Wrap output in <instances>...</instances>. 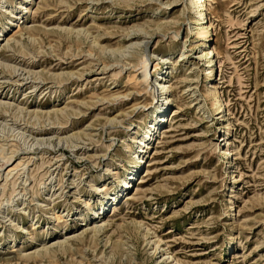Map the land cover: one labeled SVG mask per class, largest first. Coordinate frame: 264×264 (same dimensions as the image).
<instances>
[{
	"label": "rangeland",
	"instance_id": "rangeland-1",
	"mask_svg": "<svg viewBox=\"0 0 264 264\" xmlns=\"http://www.w3.org/2000/svg\"><path fill=\"white\" fill-rule=\"evenodd\" d=\"M23 1L0 0V100L13 103L0 111L1 257L38 250L11 263L163 264L167 252L176 260L168 264H264V0H204L206 40L189 0H30L18 21L34 28L14 34L7 48L16 21L8 12ZM57 26L81 32L75 37ZM143 40L145 56L157 60L150 74L155 63L171 73L165 120L136 153L134 138L157 114L147 90L126 81L140 71L132 67L138 51L125 46ZM208 49L213 60L204 75L208 59L197 56ZM25 68L42 73L40 89L17 75ZM82 69L79 80L54 77ZM18 107L40 114L66 107L69 119L57 130ZM55 133L78 134L83 148L49 147ZM9 145L20 149L16 162L30 160L5 181L1 156L10 155ZM58 180L66 187L60 195ZM95 223L96 234L87 229ZM64 238V248L41 250Z\"/></svg>",
	"mask_w": 264,
	"mask_h": 264
},
{
	"label": "bare ground",
	"instance_id": "bare-ground-1",
	"mask_svg": "<svg viewBox=\"0 0 264 264\" xmlns=\"http://www.w3.org/2000/svg\"><path fill=\"white\" fill-rule=\"evenodd\" d=\"M204 0H189L188 2H189V4L196 10V13H197V15H198V17H197V19H196V22H194L196 25H198L199 26V39L200 40H206L207 39V37H208V28H207V26L204 24L205 22H203V21H201L200 22V20H202L203 18V12H202V6H203V4H202V2H203ZM29 2H30V0H24L22 3H20L19 5H17V6H15L11 11H9L8 12V16H10V17H15V19H16V21H14V24H15V31L14 32H12L13 34H12V36H10V37H8V39L6 40V42H5V44H4V46L5 47H11V45H10V41H13V42H15L16 43V41H15V39H14V34H19L20 35V32H21V30L22 29H26V31H30L31 29H33L32 28V26L33 25H30V26H24V27H21V24L19 25V23L21 22V21H18V20H22V14L23 13H25L27 10H28V7H29ZM44 2V1H43ZM46 3V2H45ZM205 5V4H204ZM1 6V5H0ZM48 6V5H47ZM195 10H194V12H195ZM29 11V10H28ZM196 17V16H195ZM7 21H11V19H9V18H7ZM21 23H23V22H21ZM35 25V24H34ZM210 26V25H209ZM5 25H3V24H1V30H0V37H3L4 38V36H3V31H4V29H5ZM46 27V26H45ZM211 27V26H210ZM57 28L58 29H60V31H61V29L62 30H64V31H66V32H68V33H70V34H75V37H78V35L80 34V32H81V30H74V28L73 29H68V28H62V26L61 27H59V26H57ZM43 29V28H42ZM51 30V29H50ZM33 31V30H32ZM31 31V32H32ZM37 31V30H36ZM55 31V30H54ZM53 31V32H54ZM142 31V30H141ZM35 32V31H34ZM51 32V31H50ZM130 32V31H129ZM126 33V37L128 38L129 37V34L131 33ZM65 33V32H64ZM136 33V32H135ZM145 34V33H144ZM197 36V35H196ZM3 38L1 39L0 38V42L3 40ZM143 38H149V35L147 36V34H145L144 36H143ZM98 40V39H97ZM97 40L96 39H94V41H93V44H95V43H97ZM131 40V39H130ZM146 40V39H145ZM93 44H92V46H93ZM146 46H147V41L146 42H144V40L143 41H141V42H134V43H131V44H129L128 46H125V48H133V49H136L138 52H137V54H135V55H137V62L135 63V64H133L132 65V67H133V69H134V66H137V70L138 71H140V72H138V74H137V76H135V74H132V75H128V79L126 80L128 83H131L132 84V86H138V87H144V90H147V93H149L150 94V96H152V98L154 99V110H156V112H157V114H156V116H155V120H153L152 121V123L150 124V126L149 127H147V129L144 131V134L143 135H141L140 137H139V139H138V137H136V139L134 138V140H135V142H136V144L137 145H139V148H138V151H136V153L137 152H141L142 151V149L143 148H146L147 147V145H148V140L149 139H151V137L157 132V130H158V124H160V123H162L165 119H164V116H162L161 114L163 113V110H164V107L165 106H167L168 105V103H169V99H168V95H167V93H168V88H169V86L170 85H168V82H167V76L171 73L170 71H167L168 69H170V68H166L165 69V71L163 72V71H158V69L156 70V68H157V66H158V63H155L154 64V73H153V75H151L150 74V72H149V70H150V67H151V65L154 63V62H156L157 60L155 59V60H153V61H150V59L148 58V57H146L145 56V53H144V51L146 50ZM98 49H99V51L100 52H103V50H104V47H98ZM124 50V49H123ZM120 51H121V49H120ZM124 51H127V50H124ZM146 52V51H145ZM126 54H127V52H125ZM71 54V53H70ZM69 54V55H70ZM78 52L76 53V54H71L73 57H77L78 56ZM130 55V54H129ZM184 56V55H183ZM212 56H213V52H212V50H210V49H208V50H203L200 54H199V56H197L199 59H201V58H206V59H208V65H207V67H206V69L205 70H203L204 71V75H207V74H209V73H211V66H212V64H210L211 63V59H212ZM61 59V58H60ZM180 59H182V55H180V57L178 58V60H180ZM213 60V59H212ZM160 62H163V63H166V64H169L167 61H159V63ZM103 66H102V70H105L106 69V65L105 64H102ZM88 67V66H87ZM109 67V66H108ZM107 67V68H108ZM149 67V68H148ZM16 68V67H15ZM175 68V67H174ZM149 69V70H148ZM12 70V69H11ZM24 71L22 72V70H21V72L19 73V74H17L18 76H20L21 75V77H24L25 75H26V78H29L30 79V82H29V84H30V88H31V90L32 91H34V90H38V89H40V81H42L41 80V72H35V71H33V70H31L30 68H25V69H23ZM84 70L85 69H82V71L80 70V71H76V72H61L60 74H56V76H54L56 79H58L57 80V83H60L61 81H62V75H65V77L66 78H69V77H71V76H74L77 80H79L80 78H81V76H83V72H84ZM171 70V69H170ZM15 73H17V70L15 69ZM120 71H121V69H118V71L117 72H115L114 74H113V76L115 77L116 75H118V74H120ZM49 73V72H48ZM16 75V76H17ZM48 75V74H47ZM43 77H44V75H43ZM53 77V78H54ZM26 78H22V79H19V80H16V82L17 81H20V80H25ZM48 79V78H47ZM50 79H51V77H50ZM119 79V78H118ZM121 79V78H120ZM42 83V82H41ZM61 84V83H60ZM63 84V83H62ZM210 88H214L213 86L212 87H210ZM136 89V88H135ZM171 89V88H170ZM48 90H49V88H48ZM211 90V89H210ZM31 92V91H30ZM214 92V91H213ZM130 94V93H129ZM120 94L119 93H117V94H109V96L108 97H112V98H114V97H117L118 98V96H119ZM208 96V95H207ZM108 97H106V98H108ZM206 97V96H205ZM102 99V98H101ZM109 99V98H108ZM90 100V99H89ZM92 100V99H91ZM90 100V101H91ZM97 100V99H96ZM116 100V99H115ZM86 101V100H85ZM99 101V100H98ZM97 101V102H98ZM108 101V100H107ZM215 101V103H212L213 105L215 104V105H217V111L215 112V117H216V119H218L219 117L221 118L222 117V115L220 116H218V114L222 111V109L220 108V102H219V100H218V98L216 97V100H214ZM213 101V102H214ZM103 102H104V100H103ZM95 103V102H94ZM79 104V103H78ZM83 104H85L84 102H83ZM212 105V106H213ZM13 107V103L11 102H2L1 100H0V111H8V109H10V108H12ZM69 108V107H68ZM14 109V108H13ZM18 111H26V109H22V108H19L18 107ZM72 109V108H71ZM71 111V110H70ZM20 112V113H21ZM73 112V111H72ZM13 113V112H12ZM26 113L27 114H30L31 116H32V118H34V120L35 119H40L41 117L42 118H44L45 117V119H46V121L48 122V124H54L56 127V129L57 130H59V129H61L62 127H63V123H65V121H67L68 119H69V113L67 112V110H66V107L64 108V109H54L53 111L51 110L50 112H46V113H44V114H40V113H38L37 111L36 112H32V113H30V112H28V111H26ZM51 114L53 115V120H50V117H51ZM71 114V113H70ZM74 114H75V112H74ZM77 114V113H76ZM161 115V116H160ZM19 116V115H18ZM74 117V116H73ZM31 118V119H32ZM115 120H116V118L115 119H109V120H107V122L109 123H113V122H115ZM32 121V120H31ZM106 122V121H105ZM36 124V123H35ZM66 124V123H65ZM53 125V126H54ZM65 127V126H64ZM52 129V128H51ZM64 129V128H63ZM81 133V132H80ZM24 134V133H23ZM56 134V133H55ZM84 134V133H83ZM90 135V134H89ZM85 137H89V136H87L86 134L84 135ZM83 136V137H84ZM22 137V136H21ZM79 137H81V136H78V134H72V135H69V136H67V137H59V134L57 133L56 135H55V137L53 138H44V139H46V143H47V145L49 146V147H51V148H53V149H55L56 147L54 146V142H57V144H61V143H63L64 144V147H66V148H68V149H71V148H73V149H82V148H79V146L76 144V142L74 141V139H76V138H79ZM92 137V136H91ZM23 138V137H22ZM37 140V139H36ZM40 140H41V138H40ZM79 140H81V139H79ZM42 142H43V139L41 140ZM40 141V142H41ZM41 142V144L43 145L44 143H42ZM30 143V142H29ZM28 143V144H29ZM40 145V144H39ZM41 145V146H42ZM43 146H45V144L43 145ZM48 146H47V148H48ZM58 146V145H57ZM29 147V146H28ZM138 147V146H137ZM30 148V147H29ZM31 148H32V146H31ZM31 148L30 149H26V150H31ZM34 148V147H33ZM46 148V147H45ZM46 148V150H48ZM7 149H9V151H11V153H10V155H8L7 157H3V156H1L2 158H5L4 160H6L5 161V163H6V167L3 169V171H6L5 173L3 172V176H4V179H5V181H6V179H7V177L8 176H13L14 174H18V172L19 171H22L23 169H24V166L26 165V163L30 160V158H24L23 159V157H22V159L21 160H19V161H17L16 162V160L18 159V158H16V155H17V151L16 150H20L19 149V147H17L16 145H9L7 148H6V150ZM126 149H129V146H127L126 145ZM131 149V148H130ZM24 150V149H23ZM145 151V150H144ZM229 152L225 149V150H222V154H228ZM3 155V154H2ZM94 155V154H93ZM95 157V156H94ZM137 158H138V156H137ZM111 172V174L114 176V174L116 173V172H114V171H110ZM52 179V178H51ZM51 179H50V181H49V183L51 182ZM61 179V178H60ZM5 181H4V184L3 185H1L3 188H4V185H5ZM60 182V184H59V188H58V190L60 191L59 192V195L63 192V189L64 188H66V187H64V184H62L61 183V181H59L58 180V182L57 183H59ZM12 183V182H11ZM70 183H74V181L71 179V181L69 182V184ZM128 183L129 182H126L125 180H123V185H122V187L124 188L123 190H126L129 186H128ZM44 185V187H51L50 185H45V183L43 184ZM74 185H77V183H75ZM230 189V188H229ZM3 190V189H2ZM102 191H104L105 190V188L104 189H101ZM138 190V189H137ZM13 191V190H12ZM23 191H25V189L23 190ZM10 194V193H9ZM118 195H116V197H117ZM115 197V198H116ZM49 197H47V198H45L46 200L48 199ZM114 198V199H115ZM118 198V197H117ZM50 199V198H49ZM17 200V199H16ZM110 201V200H109ZM7 202V201H6ZM24 204V203H23ZM44 205L45 204H39V205H37L38 207H44ZM3 206V205H2ZM85 206H87L88 207V204L86 203L85 204ZM232 208V207H231ZM102 209H103V207L101 208V212L100 213H93V217H92V221H94V220H96L97 218H99L100 217V215L102 214ZM52 211V210H51ZM51 215H52V218H53V220L56 222V223H62V221H63V219H62V217L61 216H59V215H57V214H55L54 212H52L51 213ZM51 218V219H52ZM64 224V223H63ZM59 225V224H58ZM101 224L99 223H95L94 224V226H90V227H88L87 229L89 230V231H91V232H95V234H96V231H97V227H99ZM137 227H139L140 225H141V223H140V225H139V223L138 222H136V224H135ZM143 226V225H142ZM17 228H19V227H17ZM136 228V227H135ZM34 229V227L31 229V231ZM99 229V228H98ZM138 229V228H137ZM140 229V228H139ZM143 229V228H142ZM146 229V228H145ZM87 231V230H86ZM147 231H148V229H146L145 230V234H147ZM150 232V231H149ZM27 234H30V233H27ZM82 234H83V231H81L80 233H78L76 236L77 237H80V236H82ZM31 235V234H30ZM85 236V235H84ZM68 238V237H67ZM67 238H64V239H59L58 241H56V242H53L52 244H50L49 246H46V245H44L42 248H41V250L42 251H45V252H47V251H49V249H51L53 246H57V247H63L64 248V245H65V243H66V241H67ZM93 238V237H92ZM75 239V238H74ZM79 239V238H78ZM81 239V238H80ZM155 240V239H154ZM160 239L159 238H157L156 239V241H154L153 242V244L155 245L154 246V248H153V251H155L156 249H158L159 248V246H161V244H159L160 242ZM68 242V241H67ZM69 244V243H68ZM67 246V245H66ZM55 249V248H54ZM67 249V248H66ZM64 250V249H63ZM11 252H13V251H11ZM54 252V251H53ZM38 254V250H35L34 252H30V253H18V255H17V257L15 258V259H8V258H3V257H1V252H0V264H12L11 263V261L12 260H15V261H18V260H21V259H25V258H27L30 254ZM40 254V253H39ZM41 255V254H40ZM162 260H161V262L163 263V264H168V263H172V262H174L175 261V263H176V260H174L173 261V259L175 258H172V259H170L171 258V255H168V253L167 252H162ZM42 257V256H41ZM173 257V256H172ZM38 260V259H37ZM17 263V262H16Z\"/></svg>",
	"mask_w": 264,
	"mask_h": 264
}]
</instances>
